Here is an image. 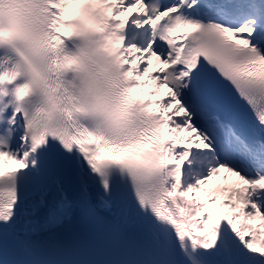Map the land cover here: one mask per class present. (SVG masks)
I'll list each match as a JSON object with an SVG mask.
<instances>
[{
	"label": "snow or ice",
	"instance_id": "snow-or-ice-1",
	"mask_svg": "<svg viewBox=\"0 0 264 264\" xmlns=\"http://www.w3.org/2000/svg\"><path fill=\"white\" fill-rule=\"evenodd\" d=\"M0 264H264V0H0Z\"/></svg>",
	"mask_w": 264,
	"mask_h": 264
},
{
	"label": "clouds",
	"instance_id": "clouds-1",
	"mask_svg": "<svg viewBox=\"0 0 264 264\" xmlns=\"http://www.w3.org/2000/svg\"><path fill=\"white\" fill-rule=\"evenodd\" d=\"M6 17L7 13L5 12L4 19H6ZM94 39L99 40L102 38L94 37ZM95 47H100V45H95ZM91 71L92 69L90 67L83 73H73L71 77L65 75L62 79L64 80L66 90L69 94L71 95L74 92L77 96L81 97L82 104L85 106V111L78 112L75 115L80 120L85 121L93 130H99L94 118L87 115L86 112H90L105 101L108 85L104 80L93 77L90 74ZM24 104L29 109L30 117L40 110L37 99L34 96L25 99Z\"/></svg>",
	"mask_w": 264,
	"mask_h": 264
},
{
	"label": "rangeland",
	"instance_id": "rangeland-1",
	"mask_svg": "<svg viewBox=\"0 0 264 264\" xmlns=\"http://www.w3.org/2000/svg\"><path fill=\"white\" fill-rule=\"evenodd\" d=\"M145 91H147V89H145ZM161 91H164V90L162 89ZM10 167H14V165L13 166H10ZM233 179H235V178L234 177H229V181H231Z\"/></svg>",
	"mask_w": 264,
	"mask_h": 264
}]
</instances>
